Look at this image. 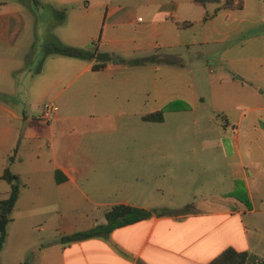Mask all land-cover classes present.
<instances>
[{
    "label": "crops",
    "instance_id": "1",
    "mask_svg": "<svg viewBox=\"0 0 264 264\" xmlns=\"http://www.w3.org/2000/svg\"><path fill=\"white\" fill-rule=\"evenodd\" d=\"M43 1L52 4L53 12L64 8L63 20H56L53 25L58 40L75 46H93L105 52L108 58L104 67L92 69L96 59L50 53L33 68L26 54L14 52L22 26L20 11L26 1L0 0V198L6 197L10 190V183L1 177L4 167L13 166L11 171L20 176L21 170L14 165L25 158L34 164L33 170H42L51 178L49 187L56 192L53 198L57 201L63 199L65 190L70 193L78 188V175L83 171L78 162L83 158L80 151L63 153L55 146L54 127L63 119L73 117L69 114L73 106L57 109L48 118L42 116V106L40 115H27L2 98L3 94L13 93L17 86L34 97L50 96V102L57 104L61 95V89L56 88L58 83L75 70L90 72L77 86L83 91L84 87L99 85L98 80L103 76L99 72L124 62L154 63L155 68L161 64L187 68V61L215 59L220 65L223 61H239L248 68L245 72L233 65L239 71L233 79L239 82L238 89L235 85L240 98L235 107L239 110L222 125L221 138L209 141L224 148L226 169L193 188L189 183H184V187L169 186L167 191L172 197L167 202L163 198H146L144 191L130 181L121 186V195L114 200H102L98 196L93 200L87 194L94 204L106 205L98 217L90 222L66 220L61 226L55 224L50 242L35 246L32 257L25 263L14 257L12 264H206L226 247L246 250L264 259V0H234L241 1L240 6H226L225 0L203 4L194 0ZM98 14L103 18L100 33L96 32ZM130 30L135 33L126 34ZM103 39L112 42L118 50L101 44ZM129 41L153 46L154 50L142 56L131 54ZM164 47L170 51L160 50ZM190 47L197 48L191 53ZM150 55L170 58L131 62V59ZM218 72L221 79H232L226 70ZM114 79L121 83L120 97L116 94L119 98H113L115 102L92 100L90 104L107 111L105 118L111 115L116 120V115L108 111L122 109L126 105L124 99L129 97L125 87L128 81L111 75L108 78L111 85ZM1 110L5 111L4 118ZM165 111L169 110H164L162 119L156 121L164 119ZM145 114L141 115L143 119H146ZM49 139L53 143L51 147ZM33 140L38 142L36 148L30 147L17 156V148ZM45 140L50 158L48 166L39 169L35 161L44 150ZM168 153L171 157L172 152ZM110 154L113 155L106 153ZM160 156L165 157V153L161 152ZM213 160L211 164H216L217 157L213 156ZM209 168L210 164H204V170ZM56 169L64 176L61 181L55 179ZM89 186L93 192L102 189L99 184ZM112 187L114 191L120 189V185ZM19 193L20 189L8 224L15 219L13 210ZM114 203L143 207L149 209L150 214L116 226L105 236L69 242L61 238L74 230L105 222L104 212ZM167 209L171 211L165 212ZM20 235L25 240L32 239L27 232ZM8 237L7 232L0 251V264L4 262L1 254Z\"/></svg>",
    "mask_w": 264,
    "mask_h": 264
},
{
    "label": "rangeland",
    "instance_id": "2",
    "mask_svg": "<svg viewBox=\"0 0 264 264\" xmlns=\"http://www.w3.org/2000/svg\"><path fill=\"white\" fill-rule=\"evenodd\" d=\"M25 1L26 5L20 11L22 26L14 52L17 55L26 54L32 67L36 68L46 49L57 41L53 25L59 13L56 10L53 12L52 4L43 0ZM102 24L103 18L98 14L96 32H101ZM131 28H134L133 25ZM127 33L135 32L130 30ZM101 44L118 50L110 41L103 39ZM128 45L134 55L142 56L154 50L153 46L134 44L133 41H129ZM196 48L190 47L189 51L192 53ZM160 50L170 51L166 47ZM185 65L187 68L165 64L155 68L154 63L124 62L99 72L103 76L98 80L97 87H84L83 91L77 89L90 72L78 73L76 70L58 83L56 88L61 89V95L56 105L60 110L72 105L73 110L69 114L73 117L55 125V146L63 153L81 152L83 158L78 162L83 171L78 175V188L70 193L65 190L63 199L57 201L53 198L56 192L49 187L51 178L48 174L33 170L34 164L27 158L15 164L14 168L22 172L18 178L20 198L13 210L15 219L7 224L9 237L1 254L4 261L1 264H12L14 257L21 258L25 263L27 258L32 257L35 246L53 239L55 224L61 226V222L66 220L90 222L98 217L106 205L94 204L86 197L87 194L93 200L97 196L102 200H114L121 195V186L130 181L144 191L146 198H163L167 202L172 197L167 191L169 186L184 187V183H189L193 188L226 169L224 148L209 141L221 138L222 125L238 112L235 105L240 99L237 93L239 82L233 79L239 71L234 68L246 72L248 65L239 61H223L220 65L215 59L187 61ZM220 69L226 70L232 79H221ZM111 75L128 81L125 84L129 97L124 99L126 105L122 109L117 107L108 111L116 115V120L111 115L109 119L105 118L107 111L90 104L92 100L115 102L112 99L120 97L121 83L114 79L111 85L108 80ZM116 94L119 97H115ZM2 98L9 106L34 116L41 114L42 103L51 100L50 96H31L20 86L13 93L3 94ZM169 100L176 105L186 102L189 106L165 111L162 121L141 117L161 108ZM118 112L121 114L118 115ZM4 114L5 111L1 110L2 118ZM46 141L42 143V154L35 161L39 169L48 166L50 156L49 150L45 149ZM37 143L34 140L23 143L16 150L17 156L30 147L36 148ZM51 144L49 139L50 147ZM109 152L113 155H106ZM161 152L165 153V157L160 156ZM168 152H172L171 157ZM213 156L217 157L216 164H211ZM204 164H210V168L204 170ZM93 183L101 185L102 189L93 192L89 186ZM113 185H120V189L114 191ZM21 232H27L32 239L25 240ZM24 241L27 243L24 244Z\"/></svg>",
    "mask_w": 264,
    "mask_h": 264
},
{
    "label": "trees",
    "instance_id": "3",
    "mask_svg": "<svg viewBox=\"0 0 264 264\" xmlns=\"http://www.w3.org/2000/svg\"><path fill=\"white\" fill-rule=\"evenodd\" d=\"M196 3L203 4L206 1H216V0H194ZM224 5L226 6H240L241 1L234 2V0H225ZM55 12L59 13L58 21H62L65 15L64 9H57ZM50 53H60L68 56H76L86 59H96L91 65L92 69H99L105 66L106 59L108 55L103 51H97L95 47H81L70 45L61 42L57 39L50 47L45 51L44 56ZM44 58V57H43ZM169 60V56L165 55H150L140 58L131 59V62H142L146 60ZM189 106L188 103L182 102L180 105H176L173 101H169L164 104L160 109H157L151 113L144 115L146 119L151 120H161L164 110H176L179 108H185ZM9 160H12V155H10ZM59 170H55L56 181H61L64 179L62 174H59ZM1 177L5 178L10 183V190L6 197L0 198V251L4 245V241L7 233V224L12 219L11 211L15 204V201L19 192V181L18 174L11 171L8 165H6L2 171ZM186 206L181 208L185 209ZM171 211L170 209L165 210V212ZM150 214V210L133 206L126 203H114L110 205L104 212L106 221L103 223H98L90 228L74 230L70 233L63 235L61 238L65 241H74L83 239L90 236H105L114 227L132 222L139 218L146 217ZM206 264H264V259L260 256L249 253L246 250H236L233 247H226L221 252H219L215 257H213Z\"/></svg>",
    "mask_w": 264,
    "mask_h": 264
},
{
    "label": "built area",
    "instance_id": "4",
    "mask_svg": "<svg viewBox=\"0 0 264 264\" xmlns=\"http://www.w3.org/2000/svg\"><path fill=\"white\" fill-rule=\"evenodd\" d=\"M58 107L55 103L52 102H44L42 104V116L44 118H48L52 115V113H54L55 111H57Z\"/></svg>",
    "mask_w": 264,
    "mask_h": 264
}]
</instances>
